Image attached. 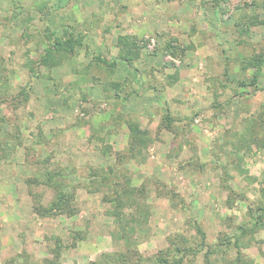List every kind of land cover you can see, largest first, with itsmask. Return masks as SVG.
I'll return each mask as SVG.
<instances>
[{
  "label": "rangeland",
  "instance_id": "rangeland-1",
  "mask_svg": "<svg viewBox=\"0 0 264 264\" xmlns=\"http://www.w3.org/2000/svg\"><path fill=\"white\" fill-rule=\"evenodd\" d=\"M211 1L0 0V117L10 116L21 143L14 140V148L0 154V264L12 258L17 264L25 255L50 257L54 237L71 242L77 230L84 239L62 252L60 264H89L96 257H89L91 242L110 240L113 220L105 214L109 206L100 201L101 194L88 191L89 168L115 163L114 151L126 147L131 120L154 137L141 159L123 161L132 185L144 183L148 195L149 233L137 246L142 257L167 248L176 234L194 246L200 228L207 245L196 254L188 252L182 264H206L205 257L211 264H226L236 251L251 264H264L263 226L243 238L239 250L205 254L220 238L237 232L238 224L249 223L257 206L264 207V145L241 138L252 119H264V65L258 87L232 80L252 75L253 68H240L245 57L264 56V23L250 24L241 33L237 23L243 19L235 6L253 0H226L215 10ZM244 12L264 17L260 9ZM47 26L85 32L84 46L52 69L33 62L45 46ZM117 35L147 41L134 71L121 63L110 71L93 57L112 62ZM172 39L180 49L187 46L185 53L166 50ZM114 81L121 84L118 91ZM23 88L30 92L27 101ZM166 112L174 119L173 132L158 127ZM92 124L97 134L92 135ZM3 125L9 128L8 122ZM258 126L256 137L264 142ZM105 143L112 146L108 155L101 154ZM45 156L47 169L60 167L68 174L78 209L73 216L39 217L32 211L36 197L30 191L39 193L44 205L52 198L50 189L24 182L43 171L34 158ZM226 164L230 192L220 185ZM171 191L177 196L171 198ZM102 249L112 251L113 244ZM143 264L154 261L151 257Z\"/></svg>",
  "mask_w": 264,
  "mask_h": 264
},
{
  "label": "trees",
  "instance_id": "trees-1",
  "mask_svg": "<svg viewBox=\"0 0 264 264\" xmlns=\"http://www.w3.org/2000/svg\"><path fill=\"white\" fill-rule=\"evenodd\" d=\"M225 2L226 0H212L210 4L212 5L213 10H215L216 8L222 9V3ZM246 8L252 10L260 9V11L264 13V0H261L260 3L257 0H253L249 3L244 2L242 5L237 4L235 6L238 14L237 18L243 19V23H237V25L240 27L239 31L241 33L246 30L250 24L264 23V17L260 18L258 14L255 16L254 14H246L244 12ZM237 22H239V20ZM68 28H63L62 32H58V29L47 26L45 29L46 33L44 35L45 46L42 50V53L38 55V59L33 62H37L39 66L45 67L47 69H52L54 67L60 66L63 63L69 62L71 57L76 53L77 49L84 46L83 42L85 39V32H75L73 27L72 29ZM60 30L62 29L60 28ZM172 40L166 43V50L175 56L180 54L181 51L182 53H185L184 51L187 46L180 49V47L177 45L172 44L176 42V40ZM146 44L147 41L138 39L133 35H117L115 45L118 48V52L112 59V62L102 58L100 55L93 57L97 63L104 64L107 68H109L110 71L115 69L114 67L118 63L124 64L129 69L133 66V63L140 58L141 51L146 47ZM228 61V57L225 56L224 62ZM263 65L264 56L262 53L245 57L242 60V65L240 68L242 70H245L249 67L253 68L254 70L252 75L248 78L241 79L237 78L236 76L235 79L232 80H235V82L240 86L251 85L258 87V75ZM29 69L32 72L34 71L32 66H30ZM223 74L226 77L230 76V72L228 73L226 70ZM34 76L37 77L38 73ZM137 80L138 79L136 78L135 81L138 83ZM111 84L117 91L121 88V84L119 82L114 81ZM21 92L23 100L27 101L30 94L29 90L23 88ZM13 108L14 110L16 109L15 106ZM9 117L10 116L6 118L4 116L0 117V154L4 153L6 149L11 151L15 146L13 142L14 140L16 141V144H21L18 141L19 134L13 130L15 123H12ZM5 121L8 122L9 128L4 130L3 128L5 127L3 123H6ZM262 121H259L258 123L252 119L249 127L245 128L243 135L241 134L242 140H245L249 145L258 143L260 147L263 146L264 142L262 139L259 142L258 138L256 137V126L260 125L258 128H262V130L264 129V119H262ZM173 122L174 119L168 112H166L163 114L158 127H163L165 130L173 132ZM90 127L93 131H95L92 133V135L98 133V126L92 124ZM127 128L128 139L126 147L123 151H114L115 163L112 164V166L108 164L106 168H89L88 191L92 194H101L100 201L109 206L105 210V214L111 217L113 220V227H111L109 231V236L113 244V250L98 253L96 257L89 262V264H143V261H147L151 257L154 261V264H182L188 252H191L192 255L196 254L207 245L205 243L206 234L202 229L197 228V234L200 237V241L194 243V246L187 245L189 239L183 234H176L173 237L168 238L170 245L167 248L158 250L154 255L148 256V258L142 257L141 253L138 251V244L143 239V236H147L149 233V228L147 227L150 216V209L149 205L147 204L148 195L144 183H141L139 186L132 185L131 176L123 167V161L125 159L129 160L138 157L141 159L143 157V149H146L148 144L154 140V137H152L151 131L145 127H142L138 121H128ZM101 140L104 141V139ZM234 146L235 148L238 147L236 144ZM111 150L112 146L105 143L101 147V154L108 155ZM31 151L33 150H30V152ZM2 157L5 158L7 156L4 154ZM48 160L49 157L47 156H45L40 161L34 158V162H41L44 165L43 171L36 173L34 176L26 177L24 180L27 186L38 187L41 185L52 191V198L45 205L41 203L40 200H37L39 193L33 194L32 191H30V195L36 197V201L32 204V211L39 217H50L57 215L68 217L73 216L77 213L78 209L76 207L73 187L66 181V179H68V174L64 173L63 168L60 167L51 170L47 169L48 167H46V165H48ZM180 167L182 168L183 166ZM227 167L230 166L228 164L224 165V179L222 177L220 185L222 188L230 192L231 187L228 185L230 182V177L227 173V171H229ZM29 190H31L30 187ZM170 194H172L171 198H173V195L177 196V194L173 193V191H171ZM254 213L255 215L252 216L249 223L238 224L236 227V230H238L237 232H234L231 235L226 234L223 238H220L213 247L211 246V249H207L205 254L212 256L214 253H217L219 256H221L222 254L227 253V251L229 252L232 247L234 249L236 248V250H239L238 248L240 247V243H242L243 238H252L260 227H264V207L262 205L257 206L254 209ZM83 237L82 231L79 230L73 233V241L71 242L64 243L60 237H54V242L50 248V257L35 259L34 257H31V255H25L21 258V262H17V264H60L62 252L70 248H74L76 241L84 239ZM176 242H179L182 245L176 246L175 244H178ZM174 253L180 255L178 257H176V255L170 257V255ZM209 258L211 257H205L206 264H211ZM221 259L224 258L221 257ZM224 261L226 264H251L249 260L244 258L240 251H236L235 257H232L229 260L224 259ZM8 263L16 264L13 258Z\"/></svg>",
  "mask_w": 264,
  "mask_h": 264
},
{
  "label": "crops",
  "instance_id": "crops-1",
  "mask_svg": "<svg viewBox=\"0 0 264 264\" xmlns=\"http://www.w3.org/2000/svg\"><path fill=\"white\" fill-rule=\"evenodd\" d=\"M130 70L133 71L131 68H130ZM23 220H25V219L23 218ZM24 242H25V240H24ZM24 242H23V246L26 247ZM99 242H100V244H99ZM91 243H92L91 244L92 247L90 246V248H89V257H91V258L94 257L95 255H97L100 252V250H103L102 248H111V246H112L111 239L109 240L107 237H104V239H102V241H98V242L92 241ZM18 249L21 250V249H23V247L20 246V248H17L15 251H17ZM32 250L33 249L31 247V251ZM32 253H33V251H32ZM39 256H41V255H39Z\"/></svg>",
  "mask_w": 264,
  "mask_h": 264
}]
</instances>
